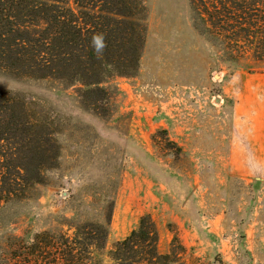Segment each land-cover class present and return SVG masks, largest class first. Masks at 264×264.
<instances>
[{"label":"rangeland","instance_id":"1","mask_svg":"<svg viewBox=\"0 0 264 264\" xmlns=\"http://www.w3.org/2000/svg\"><path fill=\"white\" fill-rule=\"evenodd\" d=\"M142 1L138 68L104 94L0 70L45 166L0 206V263L37 232L101 223L89 264H116L148 216L167 264H264V61L229 58L198 17L206 0ZM134 250L125 264H145Z\"/></svg>","mask_w":264,"mask_h":264},{"label":"trees","instance_id":"2","mask_svg":"<svg viewBox=\"0 0 264 264\" xmlns=\"http://www.w3.org/2000/svg\"><path fill=\"white\" fill-rule=\"evenodd\" d=\"M206 2L198 17L232 45L229 58L264 61V0ZM142 12V0H0V70L104 94L106 80L138 68L146 32ZM97 36L103 37L102 50L94 46ZM16 103L15 96L0 91V206L24 198L45 167L34 160L40 154L33 142L35 122ZM155 234L152 220L142 217L117 243L112 259L125 264L121 251L127 258L138 247L145 264H167L168 255L156 251ZM105 235L101 223L77 228L72 236L37 232L11 252L10 263L0 264H89L88 249Z\"/></svg>","mask_w":264,"mask_h":264},{"label":"clouds","instance_id":"3","mask_svg":"<svg viewBox=\"0 0 264 264\" xmlns=\"http://www.w3.org/2000/svg\"><path fill=\"white\" fill-rule=\"evenodd\" d=\"M93 43H94V46H96L98 49L102 50L103 37L102 36L95 37Z\"/></svg>","mask_w":264,"mask_h":264}]
</instances>
